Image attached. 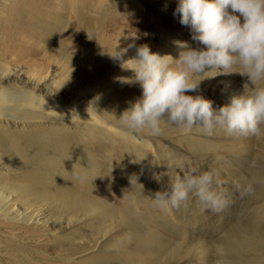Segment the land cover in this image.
<instances>
[{
    "label": "bare ground",
    "instance_id": "bare-ground-1",
    "mask_svg": "<svg viewBox=\"0 0 264 264\" xmlns=\"http://www.w3.org/2000/svg\"><path fill=\"white\" fill-rule=\"evenodd\" d=\"M142 3L165 4L162 8L164 10L169 6L163 0H0L1 260L7 258L5 253L11 256L18 252L17 261L29 264L30 259L36 256V249L40 250L42 246L56 241V236L62 229L61 221L67 218L69 212H83L84 215L96 214L95 223H102L103 227H96L89 234L79 236V239L86 238L88 241L85 240L86 248L83 247L78 255L100 248L98 241L105 239L111 229L108 227L115 224L118 229H128L119 244L123 249L122 253L116 258L123 260L121 264H175L184 258L190 262L193 257L199 258L200 264H207L210 254L213 255L216 251L227 258L224 259V264H264V229L261 230L264 227L260 224L251 226L250 229L243 226V223H237L229 233L213 242L215 244L196 237L198 227L192 228L195 232H188V239H182L186 234L182 224L171 226L170 221L165 220L167 217L165 213L162 214V209L158 213L155 203H150L147 197L156 191L166 190L165 186L170 185L171 175H175L166 172L159 182L154 178V173H162L158 170L162 164L169 162L167 148L146 132L136 133L133 138H129L119 123L121 113L141 95V87L137 89L133 86L134 82H128L118 96L89 91L90 87L101 82L95 71L109 73L116 70L122 74L134 67L135 62L130 58H133L135 47L129 45L136 46L138 43L134 37H130L129 45L123 44L127 40L122 30L135 20L132 19L135 18L134 4ZM108 31L114 33L110 34ZM24 35L30 36L26 38ZM165 35H159L160 38L164 36L161 41L165 43L162 46L164 50L160 52L162 56L170 55L172 48ZM35 41L44 42L43 49L51 55L52 60H37L34 65L30 64L25 69L23 64L27 63L26 57L39 52ZM147 45L153 52H157L156 46ZM125 49L127 51L123 59L130 60L122 66L121 61L109 54H115L117 50L123 52ZM170 58L165 59L169 61ZM14 74L18 77V84L15 87L8 86L7 83ZM117 99L121 101L118 105L115 103ZM35 124H56L58 128L53 133H37L38 129H29ZM10 125L27 127L28 130L22 131L24 138L55 136L41 143L42 146L50 145L52 149H62L57 154L58 159L65 160L69 156L71 162L62 168L64 170L79 169L82 170L81 175L93 177L89 169L95 173V169L104 161L108 165L105 197L91 199L86 195L79 197L69 193L63 187V177L50 169L43 170L39 166L26 170L20 166L13 168L19 160L10 152V134L13 131L10 133ZM170 125L165 120L161 127L167 128ZM240 140L243 149L249 148L251 141L249 142L247 135L243 134ZM117 143L122 150L114 148L113 154L120 156L119 165L114 162L111 154L107 157L103 153L107 145L116 147ZM262 144L264 148V140H261ZM69 146L72 150H68ZM46 156L47 154H42L37 162L52 163L56 160V155ZM258 171L251 176L248 185L257 190L258 197L255 200L261 201L264 208V171ZM12 172L18 176L32 174L34 178L38 176L44 182L55 181L54 188L41 197V200L47 202H32L28 194L34 191L37 193V187L13 185L11 178L8 179ZM131 174L135 176L131 178ZM123 175L125 176L121 179L120 176ZM148 175L151 176L148 186L138 184L139 179L134 180L136 183L131 182L137 176ZM127 185L137 191L136 201L125 206L115 204L112 197L115 193L123 192ZM189 208L185 203L184 208L181 207L176 212V216L178 222L192 227L199 221V215L189 213ZM161 223L168 225L160 226ZM130 226L134 228L130 229ZM108 255L106 262L114 257V254ZM218 257L215 255L214 258ZM75 258L76 256L62 254L57 259L69 261Z\"/></svg>",
    "mask_w": 264,
    "mask_h": 264
},
{
    "label": "rangeland",
    "instance_id": "rangeland-1",
    "mask_svg": "<svg viewBox=\"0 0 264 264\" xmlns=\"http://www.w3.org/2000/svg\"><path fill=\"white\" fill-rule=\"evenodd\" d=\"M163 1H166V3L168 2L167 5H169H166V11L162 9L165 7V4H134L135 18L132 19L135 20L124 26L122 32L125 33L124 35H126L127 42L123 44L129 45L130 37H134L136 39L135 42L138 43L136 46H133V48L135 47V51L136 47L140 45L152 44L156 46V51L160 54V52L164 50L162 46L165 43L163 44L161 42L163 41L162 38H164V36L160 38L159 35L164 33V35L166 34V38L168 37L167 40L171 42L170 45L172 48L170 52L172 54L170 53V55L173 58L177 57L179 51L181 50L177 42H187L192 47L198 46V42L192 39L190 26L182 25L180 23L179 14L174 15L178 0ZM108 33L113 34L114 32L108 31ZM19 36L21 37V35ZM24 36L28 38L30 35ZM32 40L33 39L31 38L30 41ZM43 45L44 42L39 41L37 46L39 52L26 57L27 63L23 64L25 69H28L30 64L34 65V62L37 60H52L51 55L43 49ZM135 51L132 54L133 57H135ZM172 57L169 59V62H172ZM95 72L99 75L101 82L94 84L90 87L89 91L96 90V94H100L102 92L107 93L108 95L118 96L119 92L128 82H134V84H132L137 89L140 87L139 83L132 79L134 77V71L132 69L124 71L122 74L116 70H111L109 73L103 70H97ZM64 74L65 72L62 76H64ZM27 75L29 74L27 73ZM124 77H126V79H124ZM17 78L18 77L14 74L13 78L8 81V86L15 87L18 84ZM242 83L243 78L238 74L221 75L219 77L203 81L197 91L199 94H202L211 100L214 108H218L222 106V104L224 105L228 103L231 96L241 90ZM72 92L73 91H71V93ZM191 94L195 95L197 93ZM115 103L116 105L120 104V99H117ZM92 106V108L96 109L95 105ZM57 128L56 124L47 126L43 124H35L29 129H33L34 131L38 129L37 133H53ZM9 130L10 133L13 130L12 134H10L12 137L10 152H13V156L19 160L13 168L15 166H20L23 170H26L39 166L43 170L50 169V171L56 172L59 176L63 177V187L69 191V193L79 197L86 195L91 199H102V197H105L107 194L104 189L107 182V176H105V174L108 172V165H106L104 161L101 162L97 169H95V173H92V171L88 168L91 176L95 177L93 180V177L81 175L82 170L74 168H66L65 170L62 169L63 167H66L69 162H71L69 156L65 157V160L58 159L57 154L61 153L62 149H52L48 144L42 146L43 144L41 142L47 138H54L55 136H45L44 138L42 136H30L24 138L22 131H26L28 128L22 125H10ZM242 135L243 134L240 133L228 134L219 127L214 128L211 134L200 131L196 127L185 131L171 124L167 128H162V133L160 135L152 137L159 144H164L167 148L166 152H168L169 156V162L162 164L160 167L161 169L159 168L158 170H161L164 175L166 172L175 173V175H177L184 172L200 174L205 171H210L213 176V189L220 197L221 202L215 209L206 206L200 202L197 197L191 194L189 198L181 202L179 206L170 205L167 208H155L158 213L163 211L162 214H166H164L165 217H167L165 220H168V222L170 221L169 223L171 226L182 224L181 227L186 233L182 236V239H188L189 233L192 232V230L194 231V229H192L194 227H198L196 230V237H199L201 240L210 241L211 244H215L213 242H215L218 238L224 236L225 233H229L231 228L236 226L237 223H243V226L246 225V227H249L250 229L251 226H258L259 224L264 227L263 203L259 200H255L256 197H258L257 190L248 185L250 184L251 176H254L258 170L260 172L264 171V148L263 144L261 145V140H264V136L256 137L247 135L251 144L249 145V148L243 149L242 146H240V137ZM70 148L71 146L68 147V150H72ZM114 148L122 150L121 146L117 143L116 147L107 145L103 149V153L107 157L111 154L114 158V162L119 165L121 158L120 156L113 154ZM256 148L258 149L256 150ZM42 149L46 151H42ZM254 150L256 151L254 152ZM41 153L47 154V156L49 154L56 155V160L52 163H47V161L42 163L37 162V159L42 158ZM82 157L85 156L82 155ZM259 166L260 169H258ZM134 174H131V178ZM149 175L148 177L137 176L133 178L131 182H135L134 180L139 179L138 184L143 183L148 186L150 184L149 179L151 177ZM124 176L125 175L120 176L121 179L124 178ZM9 178H11L12 184L15 186L30 188L37 187V193L34 191L28 194L31 201H36V203L47 202V200H41V197L47 194L48 191L55 186V181L44 182L38 176L34 178L32 174L25 175L24 173L23 176H18L15 172H12L9 174L8 179ZM95 184L96 186H94ZM165 187H167V190L170 185H166ZM118 191L119 190H116V192ZM122 191L123 192L119 194L115 193V196L112 197L115 204L125 206L133 200L136 201L137 191L132 186L127 185L125 190ZM147 197L149 202L151 201L150 203H154L151 195H148ZM185 203L190 206L188 209L189 213H195L197 216L199 215V221L192 227H188L183 222H178L177 220L176 212L180 211L181 207L184 208ZM95 218L96 214L84 215L83 212H78L77 214L69 212L67 214V218H64L61 221L62 229L56 236V241L53 242V244L42 246L40 250L36 249L35 258H31L29 262L31 264H121L123 260H116V258L122 253L123 249L119 246V244L123 238V234H126L128 229H118V226L115 224L108 227L111 229L106 238L98 241L100 248L98 247L97 250L84 255H78L79 251H81L83 247L86 248L84 244L88 241L86 238L79 239V236L89 234L96 227H103L102 223H95ZM109 223L110 221L107 222L106 225ZM167 225L168 223L160 224V226ZM133 228L130 226V229ZM263 229L264 228L261 230ZM90 245L93 246L94 244L90 243ZM219 253V251H216L215 254H210L212 257H208L209 263L207 264H224V259L226 257H223L222 253H220V256ZM62 254L76 256V258L69 261L58 260L57 258H59ZM108 254H114V257L110 262H106L107 257H109ZM215 255L216 257H219L215 259ZM4 256L7 257L5 258L7 260L0 259V264H20L17 261L18 252H14L13 255H11L12 257L7 253H5ZM220 257H222V260H220ZM190 259V262L187 258H184V260L175 264H200L199 258L193 257Z\"/></svg>",
    "mask_w": 264,
    "mask_h": 264
},
{
    "label": "clouds",
    "instance_id": "clouds-1",
    "mask_svg": "<svg viewBox=\"0 0 264 264\" xmlns=\"http://www.w3.org/2000/svg\"><path fill=\"white\" fill-rule=\"evenodd\" d=\"M175 14L190 26L198 46L177 42L176 58L153 52L147 44L136 47L130 58L135 62L132 79L142 93L118 118L124 134L158 136L166 120L185 131L196 127L211 134L219 127L228 134L264 136V0H178ZM126 51L109 55L123 66L130 60L123 59ZM230 74L243 78L242 88L214 108L197 90L205 80ZM163 175L154 173V178L159 182ZM190 194L213 209L221 202L210 171L171 175L170 187L152 198L157 207L167 208Z\"/></svg>",
    "mask_w": 264,
    "mask_h": 264
}]
</instances>
